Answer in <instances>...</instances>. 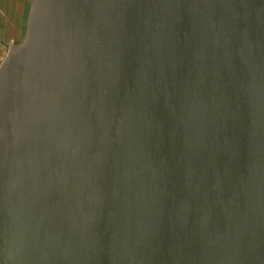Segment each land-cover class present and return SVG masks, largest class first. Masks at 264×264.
Masks as SVG:
<instances>
[{
	"label": "water",
	"instance_id": "water-1",
	"mask_svg": "<svg viewBox=\"0 0 264 264\" xmlns=\"http://www.w3.org/2000/svg\"><path fill=\"white\" fill-rule=\"evenodd\" d=\"M0 264H264V0H31Z\"/></svg>",
	"mask_w": 264,
	"mask_h": 264
},
{
	"label": "crops",
	"instance_id": "crops-1",
	"mask_svg": "<svg viewBox=\"0 0 264 264\" xmlns=\"http://www.w3.org/2000/svg\"><path fill=\"white\" fill-rule=\"evenodd\" d=\"M30 10L31 0H0V62L23 40Z\"/></svg>",
	"mask_w": 264,
	"mask_h": 264
},
{
	"label": "rangeland",
	"instance_id": "rangeland-1",
	"mask_svg": "<svg viewBox=\"0 0 264 264\" xmlns=\"http://www.w3.org/2000/svg\"><path fill=\"white\" fill-rule=\"evenodd\" d=\"M16 45H18V44H16Z\"/></svg>",
	"mask_w": 264,
	"mask_h": 264
}]
</instances>
